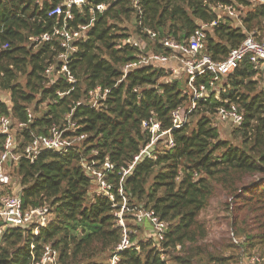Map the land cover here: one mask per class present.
Wrapping results in <instances>:
<instances>
[{
    "label": "trees",
    "instance_id": "trees-1",
    "mask_svg": "<svg viewBox=\"0 0 264 264\" xmlns=\"http://www.w3.org/2000/svg\"><path fill=\"white\" fill-rule=\"evenodd\" d=\"M65 1L0 0V90L10 94V103L0 97V115L24 124L16 133L23 144L29 142L30 132L48 135L53 127L67 129L66 136L85 137L77 150H45L34 162L22 158L13 167L24 208L47 204L52 216L38 235L31 226L5 230L0 264H33V255H40L45 244L59 250L63 264L110 261L123 237L115 215L122 203L120 172L150 142L143 123L154 116L168 130L173 112L192 102L188 76L170 70L176 61L141 66L123 78L126 63L141 53L175 54L162 39L188 41L202 24L218 20V14L222 18L206 30L203 40L214 60L226 58L253 31L264 38V4L250 0H141L143 24L157 32L156 39L142 31L131 0H86L85 5L71 7L73 18L68 20L70 28L89 27L74 43L69 59L77 82L70 84L61 76L51 82L44 71L51 64L60 68V41L55 37L37 46L32 38L60 25L49 13ZM100 4L107 9L97 10ZM219 5L239 9L241 23ZM129 37L142 46L124 43ZM213 77L196 79V84L207 85L210 96L198 101L184 126L171 131L174 144L159 141L151 148L152 156L141 158L125 178L128 204L155 210L169 229L159 247L151 236L137 235L141 226L128 223L138 231L118 264H241L245 256L254 255L264 264V86L248 60L211 85ZM97 87L109 93L92 107L86 100ZM231 104L244 116L242 124H233L236 143L222 138L215 124L219 107ZM3 142L0 135V148ZM94 151L98 159L109 157L115 164L107 176L114 202L91 194L92 180L81 159L91 158ZM219 218L228 233L210 239V226ZM233 235L241 239L240 245Z\"/></svg>",
    "mask_w": 264,
    "mask_h": 264
},
{
    "label": "built area",
    "instance_id": "built-area-1",
    "mask_svg": "<svg viewBox=\"0 0 264 264\" xmlns=\"http://www.w3.org/2000/svg\"><path fill=\"white\" fill-rule=\"evenodd\" d=\"M250 1L254 4H264V0ZM86 2V0H66L63 5L55 7L50 11L49 15L55 17L60 25L55 27L52 33L45 32L32 38L37 46L44 41H52L55 37L60 41L62 51L57 56V59L60 61V68L56 70L55 64H51L46 67L44 71V76L51 82H54L60 76L70 84H75L77 82L75 74L70 69L69 59L71 57L70 55L76 50L74 43L85 34L89 27L88 25H84L75 29L70 28L68 20L73 18L71 7L74 5L80 7L85 5ZM131 2L135 8L138 23L142 31L149 35L150 39H156L158 37L157 32L143 24L144 12L141 0H131ZM219 8L225 11L230 17L236 19L237 23H241L239 18L241 11L239 9L232 5H219ZM106 9L107 6L104 4L97 6V10L105 11ZM218 15V20L210 24H202L200 29L197 30L196 35L188 41L181 43L173 39H162L161 43L165 47L172 49L175 54L169 56L154 52L141 53L135 60L123 66L124 78L130 71L141 66H159L161 64H167L172 60L176 61L178 66L170 67V70L176 76H180L181 72L186 73L188 76L187 83L192 93V102L189 107H180L173 112V126L168 130H163L160 122L154 116H151L143 123V128L150 134V142L134 156L133 161L128 167L122 168L120 172L119 193L122 196V203L119 209L115 211V215L117 217V224L123 230V237L115 248L108 264H118L120 261V253L132 246L131 235L133 232L128 224V219L138 226L148 223L150 226L149 236L153 238L154 242L159 247H161V242L166 238L169 223L161 219L153 209L138 205H129L127 197L124 195V181L141 158L145 155L149 157L152 156L153 153L151 152V148L156 146L159 141L164 139L166 144L172 146L174 142L170 136L171 131L184 126L189 121L198 101L206 100L210 96V89L207 85L196 84V79L206 74H213L214 77L211 80V85H214L215 79L217 80L221 76L231 74L245 60H248L256 70L257 76L261 77L262 84L264 85V38H259L256 32L253 31L249 33L243 42L237 47L232 48L227 57L223 60H214L211 55L204 50L203 40L207 35L206 30L218 24V21L222 18L221 14ZM124 43L135 47L142 46L140 40L135 37H129L124 40ZM66 93L58 92V95L63 96ZM108 93L109 90H102L100 87H97L89 91L86 101H88L90 106L97 107L107 97ZM78 104H80V102ZM32 116L33 114L31 110H29V117L32 118ZM216 117L222 121H229L234 125H240L244 120L243 113L235 104H231L229 107H219ZM16 127L17 131H20L21 128L24 127V124H19L9 115H0V135L4 138L3 147L0 148V179L5 174L7 165L9 164L14 167L18 165L22 158L34 162L38 155L45 150L59 154H64L71 149L77 150L78 143L85 138L84 136H66L65 133L67 129L53 127L48 135L30 132L31 138L29 142L23 144V138H17V131L14 130ZM97 157V151H94L91 158L83 156L81 165L85 174L91 178L92 187L94 184L93 193L109 197L114 202L113 185L108 181L107 176L108 173L115 169V164L109 157H106L104 160H100ZM117 205L116 203L113 204L114 207ZM51 216L52 210L47 204L25 209L23 198L18 192L1 196L0 239L5 230L10 227L26 228L31 226L33 233L38 235L40 230L47 226ZM233 241L237 245L241 244V239H238L234 235ZM59 254V250L54 248L52 244H45L40 255H33V264H63L60 262ZM260 260V257L255 255L245 256L241 264H258Z\"/></svg>",
    "mask_w": 264,
    "mask_h": 264
},
{
    "label": "rangeland",
    "instance_id": "rangeland-1",
    "mask_svg": "<svg viewBox=\"0 0 264 264\" xmlns=\"http://www.w3.org/2000/svg\"><path fill=\"white\" fill-rule=\"evenodd\" d=\"M128 26L131 29L132 34H135V30H134L135 28L133 27V24L129 23ZM183 73L184 72H181L180 75H183ZM184 74L185 76H187L186 73ZM20 81L24 82L23 78H21ZM261 86H264L262 82H261ZM219 88L220 86L217 87V90H219ZM0 97L6 102L10 103V94L8 92L0 90ZM193 120L194 119L192 118L191 125H193ZM215 124L218 126V129L220 131V135L222 138L230 139L231 141H234L236 143L238 139V133L235 132L236 128L231 122L216 120ZM14 130L17 131V127ZM18 132L20 131L18 130ZM13 171H14L13 166H11V164L7 165L5 174L0 179V197L12 191H13L12 193H17V191L19 190V186H20L19 177ZM90 190L92 194L94 191V184ZM217 213H219L218 210H217ZM127 221L131 225H136L130 219H128ZM149 228L150 226L148 223L141 225V227H139V232L137 235L141 237L142 239H146L150 235ZM135 229L131 227V230L133 233H136L138 231V229L137 231ZM227 233H228V226L221 220V218L216 219L213 222L212 226H210V239H214V240L222 239L224 236H226Z\"/></svg>",
    "mask_w": 264,
    "mask_h": 264
},
{
    "label": "crops",
    "instance_id": "crops-1",
    "mask_svg": "<svg viewBox=\"0 0 264 264\" xmlns=\"http://www.w3.org/2000/svg\"><path fill=\"white\" fill-rule=\"evenodd\" d=\"M177 66H178V64H177ZM173 67H176V63L173 65Z\"/></svg>",
    "mask_w": 264,
    "mask_h": 264
},
{
    "label": "water",
    "instance_id": "water-1",
    "mask_svg": "<svg viewBox=\"0 0 264 264\" xmlns=\"http://www.w3.org/2000/svg\"><path fill=\"white\" fill-rule=\"evenodd\" d=\"M71 56V55H70Z\"/></svg>",
    "mask_w": 264,
    "mask_h": 264
}]
</instances>
